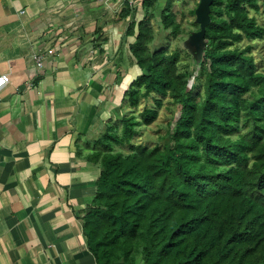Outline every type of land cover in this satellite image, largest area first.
<instances>
[{"label":"trees","instance_id":"obj_1","mask_svg":"<svg viewBox=\"0 0 264 264\" xmlns=\"http://www.w3.org/2000/svg\"><path fill=\"white\" fill-rule=\"evenodd\" d=\"M155 2L141 0L142 12H130L123 94L130 107L150 94L169 95L177 116L151 147L129 142L136 126L157 118L153 108L139 121L123 117L119 135L108 127L95 140L101 149L89 161L99 172L82 224L87 249L97 264H264V70L249 47H234L264 36L249 16L264 0H212L202 61L193 69L197 97L176 73L178 51L147 50L146 13ZM172 17L163 14V23ZM127 143L128 153L113 151Z\"/></svg>","mask_w":264,"mask_h":264},{"label":"crops","instance_id":"obj_2","mask_svg":"<svg viewBox=\"0 0 264 264\" xmlns=\"http://www.w3.org/2000/svg\"><path fill=\"white\" fill-rule=\"evenodd\" d=\"M140 3L0 0V264H97L82 227L89 153L130 79Z\"/></svg>","mask_w":264,"mask_h":264},{"label":"rangeland","instance_id":"obj_3","mask_svg":"<svg viewBox=\"0 0 264 264\" xmlns=\"http://www.w3.org/2000/svg\"><path fill=\"white\" fill-rule=\"evenodd\" d=\"M199 0H171V6L168 9L163 10L164 3H153L146 13L147 23L150 27L149 34L150 42L147 43V50L151 52L153 49L164 48L167 53L178 51L180 54L179 61L176 64V73H183L187 79V90L191 89L194 97L196 92H201L200 79L196 78L198 73H194V59L189 51L184 47V42L188 38L191 32L196 31L197 25L194 23L195 16L192 13L197 7ZM163 14H172L171 21L168 24L163 23ZM249 16H253L256 22L264 27V9L261 7L258 13L253 11L249 12ZM178 25L179 28L173 31V25ZM238 49L249 47L250 55L254 59V64L258 71L264 70V36L257 40H245L234 45ZM131 64L129 55L126 57ZM126 89V88H125ZM120 93H122L120 95ZM117 91L116 95L119 96L115 104L114 110L109 112V119L107 120V126L119 135L122 127L121 119L125 116L133 115L140 120V114L146 108H153L157 111V118L149 125H143L135 127V133L130 140L131 144H141L146 147H151L154 144L159 143V137L163 136L167 130L169 122L177 116L178 105L173 98L169 95L165 97H158L150 94L146 97H141L138 100L136 107H130V101L123 94V90ZM246 124V123H245ZM240 123L241 132H244L248 128V123L245 125ZM104 130V131H105ZM104 133V132H103ZM99 134L95 140L99 139L103 134ZM92 142L94 145L95 143ZM129 143L123 146H113L114 152L128 153L130 150ZM98 146L90 147L91 155L95 150H100Z\"/></svg>","mask_w":264,"mask_h":264},{"label":"water","instance_id":"obj_4","mask_svg":"<svg viewBox=\"0 0 264 264\" xmlns=\"http://www.w3.org/2000/svg\"><path fill=\"white\" fill-rule=\"evenodd\" d=\"M212 0H199L197 7L194 10V23L198 26V30L191 32L184 47L193 56L194 62L199 64L202 61V56L205 49V29L210 23V6Z\"/></svg>","mask_w":264,"mask_h":264},{"label":"built area","instance_id":"obj_5","mask_svg":"<svg viewBox=\"0 0 264 264\" xmlns=\"http://www.w3.org/2000/svg\"><path fill=\"white\" fill-rule=\"evenodd\" d=\"M98 1H104L105 2V0H98ZM118 1H122V2H124V1H126V0H118ZM130 10V12H132V11H134V9H129ZM37 64L39 65V66H41V63H40V61H39V59H37ZM9 83V75L8 74H1L0 75V91L7 85Z\"/></svg>","mask_w":264,"mask_h":264}]
</instances>
